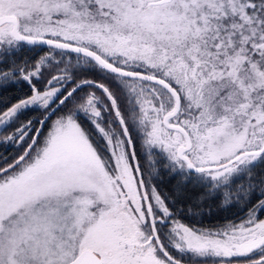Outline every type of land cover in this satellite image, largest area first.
Segmentation results:
<instances>
[{
	"label": "snow or ice",
	"instance_id": "obj_1",
	"mask_svg": "<svg viewBox=\"0 0 264 264\" xmlns=\"http://www.w3.org/2000/svg\"><path fill=\"white\" fill-rule=\"evenodd\" d=\"M9 60L0 88L30 92L0 133L43 118L0 140L26 145L0 163V264H264V0H0ZM158 165L243 216L184 223L203 200L176 207Z\"/></svg>",
	"mask_w": 264,
	"mask_h": 264
},
{
	"label": "trees",
	"instance_id": "obj_2",
	"mask_svg": "<svg viewBox=\"0 0 264 264\" xmlns=\"http://www.w3.org/2000/svg\"><path fill=\"white\" fill-rule=\"evenodd\" d=\"M40 54L43 55V52ZM13 59L17 64H20L26 60L29 62V66L31 67V65L34 64L38 59V56L37 52L32 51L30 47L25 46ZM10 63L11 60H9L7 63H0V68H7ZM42 71L44 72L43 78L37 85L40 88H43L44 83L50 78V70L42 69ZM76 78H86L107 84L114 92L117 93L118 97H120L118 99V103L121 105V111L124 112L126 105L123 98L120 96V93L116 89L115 84L103 79V76L100 73L83 72ZM87 91H96L98 96L102 95L101 92L95 89L86 88L85 92ZM29 92V87L23 81H20L14 85H10L7 89L0 88V110H3L6 106H10L12 103H15L17 98H23L27 96ZM84 94V92L81 93V95ZM105 103H108L106 99ZM42 118L43 114L39 111L25 112L20 117V120L17 122V124H14L12 128L8 129V132L0 133V140H2L4 136L9 135L19 124L26 123L28 120H32L35 124L37 120ZM110 119L115 121L114 114L110 117ZM113 127H116L115 123H113ZM133 136L135 138V133H133ZM25 146V144L18 143H0V163H3L4 159L11 161L14 157L20 155L23 152ZM137 161L144 168L145 177L148 178V166L143 155V150L139 143L137 144ZM157 167L159 168V172L151 176V184L155 185L157 190L162 194H167L169 197H171L172 200L175 201L176 207L186 208L187 206L196 203L198 200H203L199 210L200 214L196 217H191L186 214L182 217L184 223L189 225L195 224L197 227L209 228L223 225L229 221H238V219L243 216V213L239 208L221 207L219 201L204 197V190H202L200 187L193 184L183 186L180 184L179 177H173L159 165Z\"/></svg>",
	"mask_w": 264,
	"mask_h": 264
},
{
	"label": "rangeland",
	"instance_id": "obj_3",
	"mask_svg": "<svg viewBox=\"0 0 264 264\" xmlns=\"http://www.w3.org/2000/svg\"><path fill=\"white\" fill-rule=\"evenodd\" d=\"M175 254V253H174ZM177 255H179L178 253H176Z\"/></svg>",
	"mask_w": 264,
	"mask_h": 264
}]
</instances>
